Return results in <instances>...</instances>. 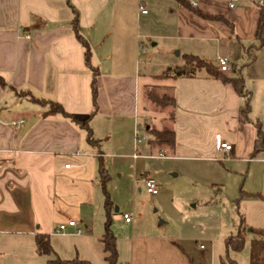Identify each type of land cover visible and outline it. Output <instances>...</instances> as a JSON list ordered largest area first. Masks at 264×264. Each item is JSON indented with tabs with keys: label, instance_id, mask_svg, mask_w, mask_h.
Here are the masks:
<instances>
[{
	"label": "crops",
	"instance_id": "obj_1",
	"mask_svg": "<svg viewBox=\"0 0 264 264\" xmlns=\"http://www.w3.org/2000/svg\"><path fill=\"white\" fill-rule=\"evenodd\" d=\"M182 1L0 0V77L6 83L0 85V264H46L48 255L36 246L38 234L49 236L61 259L108 264L99 240L105 220L99 164L104 166L105 158H137L135 130L148 142L145 158L160 157L151 155L157 148L179 158L214 159L220 136L232 145L224 155L262 160L264 151L252 157L256 131L244 122V97L231 83L203 73L168 75L164 87L173 98L175 144L152 141V121L144 114L151 103L141 98L140 74L134 69L149 50L145 41L155 40L152 45L167 54L165 69L181 65L184 54L214 61L222 56L231 66L225 74L235 76L231 56L242 57L243 47L257 43L264 6V0H196L199 11L211 17L202 18ZM74 27L88 43L90 65L99 73L97 111L89 120L95 143L87 141L85 129L46 113L48 105L39 102L56 101L81 120L93 110L91 71ZM213 50L216 56L208 58ZM178 56L179 64L172 59ZM20 119L24 123L14 128L11 123ZM144 177L154 179L141 175L135 184L144 187ZM111 217L119 262L202 264L172 238L144 232L133 224V214L129 223L113 209ZM69 220L75 225L58 231ZM208 261L221 264L220 255L212 251Z\"/></svg>",
	"mask_w": 264,
	"mask_h": 264
},
{
	"label": "rangeland",
	"instance_id": "obj_2",
	"mask_svg": "<svg viewBox=\"0 0 264 264\" xmlns=\"http://www.w3.org/2000/svg\"><path fill=\"white\" fill-rule=\"evenodd\" d=\"M154 42L145 41L149 52L140 54L141 64L134 65V69L140 74V96L151 103L144 114L151 119L152 129H170L171 91L164 87L170 78L164 74L167 69L162 65L168 56L160 45L153 46ZM245 55L240 57L235 53L231 63L240 68L247 61ZM208 56L214 58L215 51ZM172 59H178V64L182 61L179 56ZM241 70L250 108L244 122L254 127L256 137V123H259L264 137V51H258L255 61ZM152 96L162 102L153 101ZM146 148L148 142L142 140L135 151L138 160L131 156L105 158L104 167L109 175L106 190L114 203V215L121 217L122 212H131L133 224L146 233L172 238L195 262L209 264L213 251L224 260L230 258L237 264H249V242L255 237L249 229L264 228V155L262 160L242 162L221 153L218 142L214 159L179 158L172 150L157 148L152 149L151 155L165 157L145 158L143 155L150 154ZM141 175L155 179L157 194H149L140 182L135 184ZM240 225L246 230L242 249L226 252L225 240L235 236Z\"/></svg>",
	"mask_w": 264,
	"mask_h": 264
},
{
	"label": "trees",
	"instance_id": "obj_3",
	"mask_svg": "<svg viewBox=\"0 0 264 264\" xmlns=\"http://www.w3.org/2000/svg\"><path fill=\"white\" fill-rule=\"evenodd\" d=\"M183 5L193 11L195 14L202 18H211L204 14H202L199 9L194 6H191L188 1L183 0ZM260 18L258 23L257 35H256V44L252 43L244 48V51L247 55V61L240 68H236L235 65H232V71L236 72L235 76H227L225 73L221 72L216 65V61L204 59L195 54H184L182 56L183 63L181 65H177L174 68L167 69L164 74H171L174 77H196L200 73H203L205 76L213 79H218L222 82H229L233 85L234 89L238 94L244 97V106L241 110V113L245 115L249 112V93L244 92L243 84L244 78L241 74V68L249 66L253 61H255L257 57V52L260 50H264V6H260ZM218 18V17H216ZM220 20L222 18L219 17ZM74 33L76 38L84 48V60L87 66L91 71V95H92V103L93 110L89 114L86 119H79L73 114L66 112L62 106L56 101H44L39 100V102L45 103L48 105V110L46 113L48 114H60L65 118H68L71 122L76 124L78 127L86 130V139L89 143H95V140L92 137V133L89 127L90 117L93 116L97 111V77L99 75L98 69L90 65V48L88 43L81 37L78 33L77 29L74 27ZM0 85L4 87L6 85L5 81L0 77ZM34 99V98H32ZM151 99L155 102H162L158 97H151ZM36 100V99H34ZM173 102V98L171 97ZM257 126V137L254 143V149L252 152V157L256 156L260 152L264 151V137L261 133L259 123H256ZM150 136L152 141L157 143H164L170 146L171 148L175 144L174 140V131L172 129H150ZM99 174H100V182L101 188L104 196L103 207L105 213L104 220V228L101 237L99 238L102 250L104 253V259L108 264H124L118 261V254L115 243V236L111 229L112 217L111 212L113 209V202L110 198L109 193L106 190V182L109 179L108 172L103 164H99ZM250 231L255 235L249 242V264H264V229L262 228H251ZM246 237L245 227L242 225L239 226L237 234L235 236H230L225 240V250L226 252L233 250L239 251L242 249ZM36 246L39 249L41 254L48 255V259L46 264H90L86 260H82L79 258L73 259H61L54 252L50 245L49 236L47 234H38L35 237ZM221 264H237L235 260L227 258L224 260L220 257Z\"/></svg>",
	"mask_w": 264,
	"mask_h": 264
},
{
	"label": "built area",
	"instance_id": "obj_4",
	"mask_svg": "<svg viewBox=\"0 0 264 264\" xmlns=\"http://www.w3.org/2000/svg\"><path fill=\"white\" fill-rule=\"evenodd\" d=\"M188 2L190 3L191 6H194V7L197 6V1L196 0H188ZM258 3H259V5H262V1H259ZM138 9L142 13H146L147 12L145 7L142 4H139ZM25 37L29 38V35H26ZM216 65L218 66L219 70L221 72H223V73L229 72L230 69H231L230 63H229V61H228V59L226 57H222V56L217 57ZM22 123H24V120L20 119V120L13 121L11 123V125L14 128H18ZM142 140H143V137L139 135L137 130H135V143L138 144ZM217 141H218V144H219V148L223 152L229 153L231 151L232 145L230 143H228L226 140H224L220 136H217ZM134 157H136V156H134ZM160 157H163V155H160ZM68 166H69V164L65 165V167H68ZM143 182H144L145 190L149 194L155 195V194L158 193V186H157V183H156V181L154 179L148 178V177H144L143 178ZM122 217H123L124 221L127 222V223L131 222V220H132V214L131 213H124L122 215ZM75 223L76 222L74 220H69L66 223H61L58 226V231L63 232L66 229L67 225L73 226V225H75ZM77 232H81V231L77 230ZM201 247H202V245H201Z\"/></svg>",
	"mask_w": 264,
	"mask_h": 264
},
{
	"label": "water",
	"instance_id": "obj_5",
	"mask_svg": "<svg viewBox=\"0 0 264 264\" xmlns=\"http://www.w3.org/2000/svg\"><path fill=\"white\" fill-rule=\"evenodd\" d=\"M115 210H117V208H116ZM249 230H250V229H249Z\"/></svg>",
	"mask_w": 264,
	"mask_h": 264
}]
</instances>
